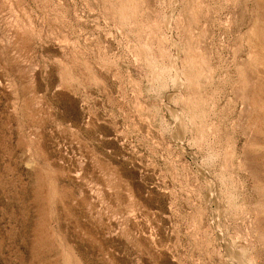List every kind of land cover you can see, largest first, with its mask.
Listing matches in <instances>:
<instances>
[{
	"label": "rangeland",
	"instance_id": "374dc122",
	"mask_svg": "<svg viewBox=\"0 0 264 264\" xmlns=\"http://www.w3.org/2000/svg\"><path fill=\"white\" fill-rule=\"evenodd\" d=\"M0 264H264V0H0Z\"/></svg>",
	"mask_w": 264,
	"mask_h": 264
}]
</instances>
